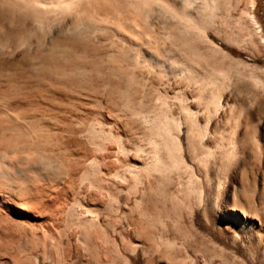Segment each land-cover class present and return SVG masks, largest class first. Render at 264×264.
Wrapping results in <instances>:
<instances>
[{
    "label": "rangeland",
    "instance_id": "obj_1",
    "mask_svg": "<svg viewBox=\"0 0 264 264\" xmlns=\"http://www.w3.org/2000/svg\"><path fill=\"white\" fill-rule=\"evenodd\" d=\"M196 5L198 24L172 0H114L85 37L67 31L66 54L23 13L1 14L53 68L2 55L0 107L21 126L0 115V264H264V0ZM148 23L156 60L138 66L120 37Z\"/></svg>",
    "mask_w": 264,
    "mask_h": 264
},
{
    "label": "bare ground",
    "instance_id": "obj_2",
    "mask_svg": "<svg viewBox=\"0 0 264 264\" xmlns=\"http://www.w3.org/2000/svg\"><path fill=\"white\" fill-rule=\"evenodd\" d=\"M113 1L114 0H0V17H1V14L5 11H17V13L18 12H20V14L23 13L25 15V17L28 19L29 23H32V25H38V26L46 28L47 32L52 37L53 44L54 43L59 44L60 49H62V51H60V52H64L63 54H66L67 52L69 53V50H68L69 46H68L66 36H65L67 31L71 28H74L75 34L77 35L78 39L85 37L86 33H87V18L89 16H94V17H97L99 19L102 17L108 18V16L110 15L109 13H112L111 9L113 7ZM153 1H155V0H153ZM167 1H169V0H167ZM172 1H173V3H175V9H174V13H173L174 15L172 14L173 16H176V17L183 19V20L186 19L188 22H193V23L199 18L198 12L200 13L201 10L196 5V0H172ZM254 2H255V0H245V3L249 4V7L251 9L254 6ZM138 11H140V10H138ZM197 16H198V18H197ZM137 18H139V17H137ZM208 18H209V16H208ZM251 18L253 19L254 23L257 25L258 29H260L259 25L257 24L255 19L253 18V15H251ZM27 19H26V21H27ZM150 22H152V21H150ZM197 22H198V20H197ZM149 24L150 23H148V25L146 24L145 26H140V28L137 27L138 28L137 30H139V31H134V30L131 31L130 30L131 33L128 35H124L126 33L125 32L123 34V36L120 37L123 41L122 42L123 47H126L124 49L126 54L128 53L127 50H129V51L132 50L134 60H135V65H138V66H145V67L151 66L156 60L155 59L156 55L154 53H150L149 56L147 55V52L149 50L147 49L146 44H148L149 42H151L154 39L153 32H152L153 29H151L149 31ZM196 24H198V23H196ZM153 25H155V24L153 23ZM137 26H139V24H137ZM28 31L30 32V30H28ZM28 37H29L28 33L23 32V31H21V32L19 31L15 34L9 33L8 31L6 32L4 26L1 23V18H0V69L2 68L1 67L2 55L8 53V54L14 56L16 54V52L19 50H21L20 53H18L20 60L29 59L28 61H30V59H33V60H35L34 62H36V66H38V69L43 70V71L44 70H50L53 68L52 64L48 61V59L46 60L45 57H43L42 50L34 49L32 47V43L30 42ZM61 37H63V39H61ZM151 37H153V38H151ZM53 44L49 48L51 54L55 53V50H54L55 46ZM157 46H156V48H157ZM35 48H36V46H35ZM38 48H39V46H38ZM162 51H163V49H162ZM192 52H193V54L196 53L195 51H192ZM147 57L151 58V62L148 61L149 58H147ZM159 64L161 66H163L164 63L159 61ZM57 69L60 70L62 73H66V70H65L66 67L62 64L57 65L56 70ZM149 72H151V71H149ZM253 81L256 83L260 82L257 78H255V79L253 78ZM6 92L7 91L5 89L0 90V95L5 94ZM254 98L257 99L256 96ZM209 102L216 104V106L220 105L219 98H217L216 96H213V95L209 99ZM6 103H8V102H5V104H2V106L0 107V115L2 116V120H3L2 128L5 130H7V129L16 130L14 128L19 129L21 125L18 126V116L20 114H19V112L11 113L10 111H8L7 105L10 106L11 104H6ZM188 104H189L188 100H187V102L182 103V111L184 113L186 122L190 119L193 121L192 126L190 127V130L194 134L193 138H194V145L196 147V150H198V151L204 150L206 152V155L211 156L214 153V149L211 146L210 141L208 139L209 133H210V131L208 129V125L206 124V125L202 126L200 124L197 111H193L190 108V105H188ZM15 107H17V106H15ZM20 112H22V110ZM22 115L23 114H21V116ZM31 115H34V114L32 113ZM23 117H24V115H23ZM32 118H34V117L32 116ZM33 120H32V123H33ZM166 123L168 125H170L171 123L176 124L177 126H175V125L174 126L178 127L180 130L181 124L178 121L174 120V118H168V120H166ZM168 125H167V127H168ZM171 125H170V127H171ZM235 127H237V126H235ZM235 134H236V131H235V133L232 134V136L230 138L231 143H233L234 142L233 140H235V138L237 137V136L235 137ZM176 145H177V147H176ZM176 145H175V147H176L175 150L181 149V145L179 142L176 143ZM218 148H220V147H218ZM232 194H233V202L237 203L238 202L237 199L239 198V197H237L239 195L238 189H234Z\"/></svg>",
    "mask_w": 264,
    "mask_h": 264
}]
</instances>
